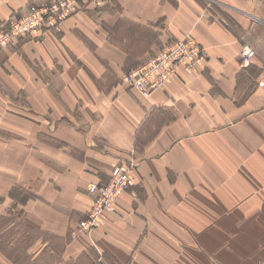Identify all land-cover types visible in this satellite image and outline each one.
Returning a JSON list of instances; mask_svg holds the SVG:
<instances>
[{"label": "crops", "instance_id": "0c3cea01", "mask_svg": "<svg viewBox=\"0 0 264 264\" xmlns=\"http://www.w3.org/2000/svg\"><path fill=\"white\" fill-rule=\"evenodd\" d=\"M42 1L0 0V26ZM91 1L58 33L0 49V206L18 204L40 234L17 259L264 264V0H205L233 26L203 15L200 0ZM122 24L143 33L135 52L114 38ZM187 35L205 49L197 73L148 99L129 91V69ZM242 42L255 52L248 65ZM132 159V193L75 238L87 185ZM16 188L29 193L24 205L10 197Z\"/></svg>", "mask_w": 264, "mask_h": 264}, {"label": "rangeland", "instance_id": "374dc122", "mask_svg": "<svg viewBox=\"0 0 264 264\" xmlns=\"http://www.w3.org/2000/svg\"><path fill=\"white\" fill-rule=\"evenodd\" d=\"M94 1L97 3H98V1L102 2V0H92L91 2H94ZM200 1L203 3L202 5L204 6L203 10H202L203 15H205V10H206L208 15L210 16V19H212V20H214V21H216V22H218L224 26H227L229 24L233 26V24L230 23L227 19L223 18V16H221V14L216 11V9H213L212 3L206 2L205 0H200ZM35 13H36L35 10L30 11V14H35ZM12 15L13 14H11V16ZM30 21L31 20L29 19L26 22L29 23ZM49 32L51 34H55L52 31H49ZM116 35L118 36V38L117 37H114V38L116 41H118L117 43H120L121 46H123L119 40V37H122L121 39L123 40V43L126 45V46H123V48L128 49V50L131 49V50H134V52H135V50H137V48L139 46V42L137 40V37H139V35H143V33H140L139 29L134 27V26H127L126 24H122L121 29H119V28L117 29ZM187 36H189V35H187ZM123 37H125V39ZM146 37H148L147 33H146ZM189 37L193 40V38L191 36H189ZM20 40L21 39H18L17 41L12 43L10 46L18 45L19 44L18 42ZM170 40L171 39H167L166 42H169ZM164 44L165 43L162 42V44L159 45V47L155 50L158 51L161 47L164 46ZM196 44H198V43H196ZM10 46H6V47L0 48V49H8ZM198 46H199V44H198ZM199 47L202 51L196 45H190V44L182 45L179 43L176 45H173V46L171 45V46H167V47L162 48L161 50H162V52L165 51V55L163 54L160 57H158L155 54H153L154 59L156 57H158L160 60H159V62L154 61L152 63L153 64L152 65V68H153L152 77L154 79L158 80L159 82H163V84L164 83L168 84L170 81H174L176 79H178V81H183V78H181V76L179 74L180 72H183L187 76L194 74V73H197L198 70L202 67V64H203V62L205 60V56H206L205 49H202L201 46H199ZM245 47L250 48L251 46L247 42H242V46H241L239 55H240L242 64L248 65L251 62V59H252L253 55L255 54V52L251 48L252 52H253L252 56L250 57L249 61L246 62V60L242 59V56H243L242 53H243ZM184 48H187L189 52L186 55L182 56L181 58H177L178 57L177 52H179V53L184 52L185 51ZM138 65L129 69V71H127L126 75L131 73L133 71V69H135ZM263 75H264V72H263ZM149 76H151V74ZM125 82H124V84H126L129 87L130 85H128L129 84L128 81L125 80ZM258 82L260 83L261 81H258ZM129 88H130L129 91L137 92L144 99L150 98V96L156 91V90L155 91H149V89H148L147 92H145L143 87L137 88V87L132 86V85ZM10 138L11 137H7L5 139L9 140ZM17 139L21 140L22 138H17ZM41 139L42 138L40 136L37 137V140L39 142H41L40 141ZM50 139H51V141L46 140V142L48 144L50 143V145H53L54 147L62 146V144H59V143L55 142L54 140L52 141L53 138H50ZM1 148L2 147L0 146V149ZM19 161H21V160L19 159ZM129 161H133L135 164V169L133 170L132 175H131L133 186H134L135 173H136L135 170H136L137 163L133 159L128 160L127 162H120V163H122V164L129 163ZM33 164L35 165V167H33V172L36 174L39 172V168H38L39 165L36 162H33ZM17 171H18L17 173H21V172L23 173L24 172L23 168H18ZM1 173H2V170H0V176H1ZM106 182H104L102 185H105ZM133 186L128 187L126 189L125 193H123L122 195H124L126 193H132ZM83 193L86 194L88 197H90V193L88 191L85 190V192L83 191ZM10 194H11L10 197L12 199H17V202H20V204H22V205H24L27 202L26 198L29 195L28 191H26L23 188H20V189L16 188ZM120 197L121 196H119L118 198H113V199H101L97 202H95L93 197H92L91 206L93 205V203L95 204L94 205L95 206L94 207V213L91 217L86 218L85 216H83V217L77 219L78 223H77L75 231L73 232V236L75 238L80 236V235L90 236L92 231L95 228H93L87 234V233L79 230L78 224L81 221H85L86 219L92 220V218L94 216H96L97 224H98L99 220L101 218H103L102 216L107 211L111 210V208L118 202ZM9 199H7V201H9ZM33 200H39V199H33ZM0 203H3L2 197H0ZM5 204H8V203L6 202ZM9 209H10L9 210L10 212L7 214V213H5V208L0 206V256L7 258L12 264H23L22 262H19V260H20V258L23 257L22 255L25 253L26 247H28L34 240H36L40 234L36 230H30L27 226L24 225V222L22 221V218H21V212L22 211H20V207L18 206V204L14 203V205L11 206ZM47 239H48V237H47ZM0 264H4V263L0 262Z\"/></svg>", "mask_w": 264, "mask_h": 264}, {"label": "built area", "instance_id": "2783aa9c", "mask_svg": "<svg viewBox=\"0 0 264 264\" xmlns=\"http://www.w3.org/2000/svg\"><path fill=\"white\" fill-rule=\"evenodd\" d=\"M88 1L89 0H48L27 6L22 12H18L10 16V18L0 26V48L10 46L18 39L32 36L37 32L40 34L49 31L58 33L61 29L62 23L71 16L75 15L82 8V4ZM33 10H35L36 13L30 14V11ZM29 19L31 21L27 23L26 21ZM193 42L195 43V41L189 36L180 40H170L169 42L165 41L164 46L161 47L155 55L158 57L163 54L165 55V51L162 52L161 50L162 48L171 45L173 46L178 43L182 45H196L200 49L198 44H194ZM184 49L185 51L182 53L177 52V58H181L189 52L187 48ZM252 53L251 48L245 47L242 53V59L248 62ZM158 57L155 59L153 55L147 57V59L142 61L135 69H133L131 73L126 75L124 79L128 81L130 86L132 85L137 88L143 87L145 92H147L148 89L149 91H155L163 88L166 83L163 84V82H159L152 77V63L154 61L159 62L160 59ZM150 74L151 76H149ZM262 84V82L259 83V85ZM134 169L135 164L133 161H129V163L124 164H116L109 172L108 180L105 183L106 186L102 185L103 183H90L87 185L86 191L90 193V196L93 197L95 202L101 199L118 198L125 193L128 187L133 186L131 175ZM94 205L95 204L93 203V205L86 212V218L93 215ZM96 225V216H94L92 220L86 219L78 224L79 230L87 234L95 228Z\"/></svg>", "mask_w": 264, "mask_h": 264}, {"label": "trees", "instance_id": "16d2710c", "mask_svg": "<svg viewBox=\"0 0 264 264\" xmlns=\"http://www.w3.org/2000/svg\"><path fill=\"white\" fill-rule=\"evenodd\" d=\"M11 195V194H10ZM29 199V195L27 196L26 200Z\"/></svg>", "mask_w": 264, "mask_h": 264}, {"label": "bare ground", "instance_id": "6f19581e", "mask_svg": "<svg viewBox=\"0 0 264 264\" xmlns=\"http://www.w3.org/2000/svg\"><path fill=\"white\" fill-rule=\"evenodd\" d=\"M87 3V2H86ZM85 4V3H84ZM84 4H82V6L84 5ZM28 37V36H27ZM26 38V37H25ZM20 39H22V38H20Z\"/></svg>", "mask_w": 264, "mask_h": 264}]
</instances>
